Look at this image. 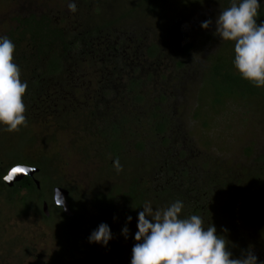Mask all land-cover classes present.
Returning <instances> with one entry per match:
<instances>
[{"label": "rangeland", "instance_id": "obj_1", "mask_svg": "<svg viewBox=\"0 0 264 264\" xmlns=\"http://www.w3.org/2000/svg\"><path fill=\"white\" fill-rule=\"evenodd\" d=\"M75 3L73 13L67 0H0V35L9 36L17 19L46 16L72 35L97 31L92 36L109 63L90 65L85 54L76 68L66 63L76 90L63 84V108L32 120L28 103L25 125L13 132L0 127V173L15 164L39 169L30 208L5 203L9 195L25 193L0 184V228L7 238L22 232L30 249L21 264H129L136 216L123 197L132 186L142 203L155 208L183 201L181 216L198 214L205 227L227 229L234 256L251 247L264 260V87L241 78L232 64V42L215 34V17L230 0ZM259 11L264 16V0ZM25 46L13 59H20V78L27 83L32 62L21 65L30 57ZM218 58L222 77L213 76ZM112 141L120 145L116 157ZM115 158L123 166L119 173ZM54 187L68 191L72 219L51 205L43 218L39 202L49 204ZM108 194L118 213L105 216L94 206L106 208L100 195ZM128 215L133 219L125 239L120 229ZM100 222L112 233L106 246L87 240Z\"/></svg>", "mask_w": 264, "mask_h": 264}, {"label": "clouds", "instance_id": "obj_2", "mask_svg": "<svg viewBox=\"0 0 264 264\" xmlns=\"http://www.w3.org/2000/svg\"><path fill=\"white\" fill-rule=\"evenodd\" d=\"M260 5L261 0H230L229 6L220 9L214 21L219 39L233 44L234 68L242 79L257 88L264 87V20L257 22ZM67 9L76 12L75 0H67ZM210 23V19L202 21L201 27L207 28ZM14 49V42L0 35V127L7 132L18 131L26 124L22 97L27 83L20 78V67L13 59ZM112 163L119 173L123 167L119 159H113ZM62 204L61 196L59 205ZM139 206L129 264H264L251 247L234 256L223 234L227 229L218 233L213 223L205 227L198 214L181 216L184 204L179 199L160 208L153 207L148 200ZM132 219L131 215L126 216L120 229L125 239ZM111 238L109 225L100 222L90 231L87 240L106 246Z\"/></svg>", "mask_w": 264, "mask_h": 264}, {"label": "trees", "instance_id": "obj_3", "mask_svg": "<svg viewBox=\"0 0 264 264\" xmlns=\"http://www.w3.org/2000/svg\"><path fill=\"white\" fill-rule=\"evenodd\" d=\"M260 20H264L263 11H259L257 22L259 23ZM17 22V28L11 32L8 37L15 44L14 51H17L19 45L22 42L26 43V49L27 47L30 48L28 51L30 57L23 58L24 61L23 64L21 63V65H23L26 69L28 68L27 66L32 62V65H30L32 66V78L31 80L27 81V88L22 97L25 107L26 104L29 103L28 106L32 108V120L48 115L54 110L63 108V105L66 102L65 99L67 98V96H65L63 93V84H68L69 88H67L69 90H76L74 83L69 81L72 75L66 71V63L67 66L70 63L71 66L76 68L79 63H82L81 55L85 54L86 56L90 57V65L97 67L98 64H102L100 63L102 61L103 66H109V63L107 62L108 60L104 59L106 57L107 51H102V49L100 51L101 46L100 48H97V44L99 42L94 41L93 36L97 31H89L81 35H72L71 33L64 31L62 28L52 24L51 20L46 16L36 18L32 15L27 18L17 19ZM81 47L82 50L80 51ZM106 48H108V51L112 50L107 46L104 47V50ZM149 53L152 55L153 50H150ZM93 54L98 55L99 58L96 59V56ZM101 55L104 56L102 57ZM19 61L20 59L18 58L16 61L17 64H19ZM219 62L220 59L218 58L217 64L214 67V77H222V75L217 70L218 66L220 65ZM64 68L66 70H64ZM64 76L68 77V79H65V81L63 79ZM106 93L108 92L104 91L102 95L105 96L107 95ZM95 100L100 102L98 96L95 98ZM73 110L74 109L72 108V111ZM61 112H63L62 109ZM65 114L67 113H63V115ZM90 115H93V112H91ZM164 126L165 123L157 124L156 131L163 132ZM111 131L112 133H117L118 130L115 126H113ZM119 147L120 145L117 144V141H112L111 152L113 153L114 157H116ZM33 191H37L34 189V186H32V193ZM123 199L130 200V205L132 207L130 213L131 215L136 216V212L140 210L139 205L142 204L141 194L136 195L135 187L132 186L125 194ZM100 200L101 203L106 206V208H98L95 205L94 208L96 211L105 216L115 215L118 213V210L114 204V196L112 194L100 195Z\"/></svg>", "mask_w": 264, "mask_h": 264}, {"label": "flooded vegetation", "instance_id": "obj_4", "mask_svg": "<svg viewBox=\"0 0 264 264\" xmlns=\"http://www.w3.org/2000/svg\"><path fill=\"white\" fill-rule=\"evenodd\" d=\"M16 165H26V164H15L12 165L8 170H6L3 173H0V184H1V188L7 190L8 192H14L15 190H22L24 191V195L21 196H13V195H9V197L4 201L5 203L8 202H12V203H20L22 205L25 206H29L28 208H30L32 205V186H34L35 188H39V186L37 187L34 183V179L31 177H24L23 179H21L18 182H14L11 186H7L4 182V177L6 176V174L8 173V171L16 166ZM26 166H30V165H26ZM32 167V166H30ZM35 178V177H34ZM69 196V195H68ZM68 202V200H67ZM39 203H41V214L43 216L44 219H47L49 216V207L51 205L52 208H56L61 214L62 213V209L58 206H56L51 198L50 203L48 204L47 201L41 200ZM69 205V202H68ZM46 207V213L44 212L43 208ZM70 208V205H69ZM71 211V209H70ZM23 212H19L16 214H22ZM66 217V216H64ZM74 217L73 213L71 217H66L68 219H72ZM1 223V222H0ZM10 234H12L10 232ZM24 238L22 235V232H16L14 233V236H12V238H7L5 236V233L3 232V229L0 228V264H21L23 261V258H25V256L28 255V251L30 250L27 246L24 245ZM8 247H7V246Z\"/></svg>", "mask_w": 264, "mask_h": 264}, {"label": "water", "instance_id": "obj_5", "mask_svg": "<svg viewBox=\"0 0 264 264\" xmlns=\"http://www.w3.org/2000/svg\"><path fill=\"white\" fill-rule=\"evenodd\" d=\"M13 168H20L23 171L13 172L12 171ZM38 172H39V169L36 167H33V166L30 167V166H26V165H16L8 171V173L6 174V176L4 177L3 180L7 186H11L14 182H18L26 176H28V177L32 176V178L34 179L35 185L38 187L39 182L34 178L35 175L38 174ZM58 189H59V191H58ZM60 194L63 198L62 206L59 205V201L61 200ZM67 197H68V191L66 189H64L62 187H54L52 189V200H53L54 204L62 209V213L64 216L71 217L72 212L70 211V208H69V205L67 202ZM43 210L47 215L46 207H44Z\"/></svg>", "mask_w": 264, "mask_h": 264}, {"label": "snow or ice", "instance_id": "obj_6", "mask_svg": "<svg viewBox=\"0 0 264 264\" xmlns=\"http://www.w3.org/2000/svg\"><path fill=\"white\" fill-rule=\"evenodd\" d=\"M12 171H13V172H21V171H23V170L20 169V168H13Z\"/></svg>", "mask_w": 264, "mask_h": 264}]
</instances>
